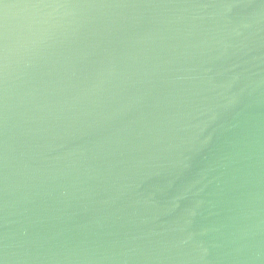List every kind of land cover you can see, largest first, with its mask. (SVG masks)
I'll use <instances>...</instances> for the list:
<instances>
[{
	"label": "water",
	"instance_id": "obj_1",
	"mask_svg": "<svg viewBox=\"0 0 264 264\" xmlns=\"http://www.w3.org/2000/svg\"><path fill=\"white\" fill-rule=\"evenodd\" d=\"M0 264H264V0H0Z\"/></svg>",
	"mask_w": 264,
	"mask_h": 264
}]
</instances>
